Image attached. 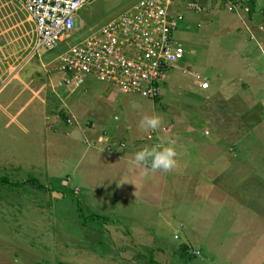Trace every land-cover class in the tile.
<instances>
[{
  "label": "rangeland",
  "instance_id": "374dc122",
  "mask_svg": "<svg viewBox=\"0 0 264 264\" xmlns=\"http://www.w3.org/2000/svg\"><path fill=\"white\" fill-rule=\"evenodd\" d=\"M133 1H89L75 20L81 32L66 42ZM196 2L199 14L175 4L184 57L146 99L92 78L75 90L52 88L61 46L32 53L30 20L0 0V264H264V0L235 11ZM248 17L251 33L241 22ZM42 111L48 129L30 117ZM153 114L162 126L141 132L138 122ZM52 132L76 146L40 148ZM83 137H104L111 156L171 142L178 163L168 173L132 170Z\"/></svg>",
  "mask_w": 264,
  "mask_h": 264
},
{
  "label": "built area",
  "instance_id": "2783aa9c",
  "mask_svg": "<svg viewBox=\"0 0 264 264\" xmlns=\"http://www.w3.org/2000/svg\"><path fill=\"white\" fill-rule=\"evenodd\" d=\"M12 1L32 25V53L40 49L51 52L61 46L51 60L53 73L48 82L52 88L71 91L92 78L117 93L137 94L146 99L157 96L162 80L184 57L183 47L174 37L184 17L174 9L175 4H181L189 12L200 13L196 0H135L91 30L85 38L77 41L74 37L76 43L69 45L65 39L81 32L75 25L78 11L91 0ZM217 2L226 11H235L247 0ZM179 70L193 78L198 90L207 88L203 78L187 68ZM65 121L71 120L67 117ZM261 124L264 127V119ZM96 143L102 152H113L104 137L98 138ZM153 146L167 145L156 142Z\"/></svg>",
  "mask_w": 264,
  "mask_h": 264
},
{
  "label": "clouds",
  "instance_id": "9594fccd",
  "mask_svg": "<svg viewBox=\"0 0 264 264\" xmlns=\"http://www.w3.org/2000/svg\"><path fill=\"white\" fill-rule=\"evenodd\" d=\"M163 124V118L159 115H145L138 122L141 132L158 130ZM178 153L169 142V146L145 147L133 154V164L137 168L150 170L152 172L168 173L177 166Z\"/></svg>",
  "mask_w": 264,
  "mask_h": 264
},
{
  "label": "crops",
  "instance_id": "0c3cea01",
  "mask_svg": "<svg viewBox=\"0 0 264 264\" xmlns=\"http://www.w3.org/2000/svg\"><path fill=\"white\" fill-rule=\"evenodd\" d=\"M248 1L250 2L251 0H247V2L246 3H248ZM254 3H255V1H254ZM249 4V3H248ZM247 5V4H246ZM256 5V4H255ZM242 22V24H244V28H247V27H249V32L251 33V25H252V23L253 22H251V18L250 17H248L246 20H243V21H241ZM261 27H263V30H264V25L263 26H261ZM254 29V28H253ZM258 33V32H257ZM44 110V109H43ZM45 111V110H44ZM44 111H42V113L40 114V115H36L35 116V118H38L39 117V119H35L34 118V115H31L30 117H32V119H33V121H35L34 122V124L35 123H39V124H41V126L43 127H45V128H49L48 126H47V124H46V118L48 117V115L47 114H44ZM46 112V111H45ZM19 113V111H17V112H15V114L12 116V117H10L9 118V120L7 121V123L5 124V126L6 125H8V124H12V123H15L16 122V117H17V114ZM32 119H23V121H22V123H24V124H27V125H33V121H32ZM15 120V121H14ZM75 120V119H74ZM81 130L83 129L82 127L80 128ZM87 130V129H86ZM83 132H85V131H83ZM46 137V136H45ZM85 137H83V144L86 146V145H88V146H90V144H96V141L95 140H97L98 139V137H96L94 140H93V142L95 141V143H90V144H88L87 142H85L84 143V140H86V139H84ZM43 139H44V137H43ZM42 139V141H45V140H43ZM48 141V143H43V144H39V146H40V148H42V149H49V148H51V149H61L62 150V153H70L71 152V150L74 148V146H76V144H70V145H74V146H70L69 147V144H64V143H59V140H58V138H57V135H56V133H54V132H52L51 133V135H50V139L49 140H46V142ZM83 144H81V145H83ZM87 147V146H86ZM88 148V147H87ZM250 149H251V147H250ZM138 150H140L139 148H137V149H132V152H129V151H126L125 152V155H123V154H120V155H118V156H116L117 154H119L120 152H121V149L119 150H117V152H116V154L115 155H108V154H106V153H104V152H101V150L99 149V148H97L96 147V151L97 152H101V153H103V154H105L106 156H109V157H113V156H115V157H120V158H117L116 160L117 161H122V162H124V163H128L129 164V166H132L130 169H132V170H134V169H137V167L133 164V154L135 153V152H137ZM229 150H231L232 151V148H230ZM210 152V151H209ZM200 156L201 157H205V158H210L211 157V155H209V154H207V152H203V153H201L200 154ZM231 157H233V155L231 156ZM51 163H53L54 165H57V163L58 162H60V160L58 159V158H56L54 161H50ZM219 164H221L220 162H219ZM62 165V162H60L59 163V166H61ZM109 165H110V163H109ZM120 170H121V172H123V171H126V169L125 168H123L121 165H120ZM74 189H75V191L77 192V189L74 187L73 189H72V193H73V191H74ZM74 194V193H73Z\"/></svg>",
  "mask_w": 264,
  "mask_h": 264
},
{
  "label": "trees",
  "instance_id": "16d2710c",
  "mask_svg": "<svg viewBox=\"0 0 264 264\" xmlns=\"http://www.w3.org/2000/svg\"><path fill=\"white\" fill-rule=\"evenodd\" d=\"M102 152V151H101ZM4 180V179H3ZM5 182H7L6 180H4ZM33 182L34 184V187L37 188V189H40L42 188L40 184H38L36 181L34 182V180L32 179H25V181L23 182H20V184H25V183H29V182ZM11 185H13L14 187H16L17 185H19L18 183H11Z\"/></svg>",
  "mask_w": 264,
  "mask_h": 264
},
{
  "label": "bare ground",
  "instance_id": "6f19581e",
  "mask_svg": "<svg viewBox=\"0 0 264 264\" xmlns=\"http://www.w3.org/2000/svg\"><path fill=\"white\" fill-rule=\"evenodd\" d=\"M249 2V1H248Z\"/></svg>",
  "mask_w": 264,
  "mask_h": 264
}]
</instances>
